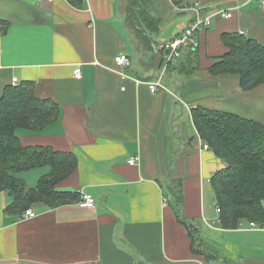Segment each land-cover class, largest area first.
Returning a JSON list of instances; mask_svg holds the SVG:
<instances>
[{"label": "crops", "instance_id": "crops-1", "mask_svg": "<svg viewBox=\"0 0 264 264\" xmlns=\"http://www.w3.org/2000/svg\"><path fill=\"white\" fill-rule=\"evenodd\" d=\"M186 2L198 4L202 16L225 11L232 18H212L191 47L197 60L183 49L153 94L147 83L157 80L165 56L159 44L174 40L193 12L164 30L151 52L139 47L141 56L127 28L126 0H85L79 10L67 0H0V18L11 22L0 35V95L33 81L37 96L60 109L56 123L40 134L21 132V141L74 153L78 166L59 188L95 200L92 208L82 200L56 209L39 204L37 217L22 219L5 213L11 198L0 193V264H264V226L222 227L210 180L225 163L202 147L191 114L203 106L264 125V85L245 92L237 76L208 71L226 53L224 33L264 44V9L260 0ZM121 54L130 59L124 69L116 64ZM184 61L191 73L169 72ZM131 158L138 163L130 165ZM46 173L33 170L26 180L32 175L37 184ZM179 183L181 215L217 259L193 252L176 214Z\"/></svg>", "mask_w": 264, "mask_h": 264}, {"label": "trees", "instance_id": "trees-1", "mask_svg": "<svg viewBox=\"0 0 264 264\" xmlns=\"http://www.w3.org/2000/svg\"><path fill=\"white\" fill-rule=\"evenodd\" d=\"M67 2L78 10L85 7V0ZM126 2V22L136 30L137 40L151 52V40L144 35L143 26L151 25L158 31L162 20L150 14L151 0ZM172 4L176 8H184L187 2L172 0ZM10 24V20L0 18V35L8 32ZM222 42L226 53L213 59L208 69L210 75H235L245 92L264 85V44L242 33H224ZM161 53L165 55L162 50ZM188 53L190 61L197 60V51L191 48ZM184 63L175 68L171 66L169 72L191 73L194 68L189 71ZM36 89L35 82L23 81L6 86L0 95V193L11 198L5 213L22 219L27 210L39 204L56 209L82 200L79 192L59 188L78 166L74 153L55 150L52 146L24 145L21 141L20 130L40 134L59 119V106L39 98ZM191 114L203 145L225 163V168L216 171L210 180L220 208L222 227L235 230L243 222L264 226V125L203 106L192 109ZM42 168L48 169L47 173L35 186H30L26 175ZM173 197L178 206L177 218L187 230L193 252L205 259H217L216 254L201 242L199 229L181 215L183 194L180 183Z\"/></svg>", "mask_w": 264, "mask_h": 264}, {"label": "built area", "instance_id": "built-area-1", "mask_svg": "<svg viewBox=\"0 0 264 264\" xmlns=\"http://www.w3.org/2000/svg\"><path fill=\"white\" fill-rule=\"evenodd\" d=\"M42 2H47V3H52L54 0H41ZM261 3L264 8V0H261ZM181 10L188 11V12H193V18L190 19L188 22V25L182 30L181 33L172 41L170 42H163L159 44L160 50H162L165 53L164 56V64L161 69V75L159 79L156 81H152L147 83L149 86V89L151 90L150 92L155 94L157 93L160 89L164 88L161 81L164 77L165 72L168 70V67L170 64H172L174 61H178V59L182 55V51L185 48H197L198 47V41L196 39V36L200 32H205L211 27L212 24V18L215 17H222V18H232L231 12H225V11H220L214 16H202L201 11L198 7V4H195L190 7L183 8ZM116 64L119 68H127L130 65V59L128 55L121 54L120 56L116 57ZM74 76L76 79H81L82 78V71L81 68H76L74 72ZM204 149H208V146L203 145L202 146ZM128 163L130 165H136L138 163L137 158H131L128 160ZM82 201L83 203L89 207L92 208L95 206V200L92 197V195L89 194H83L82 195ZM218 214L220 213V208L217 206ZM37 217L33 209H29L25 212L23 215L24 219H32ZM252 228H260L259 225L255 223L250 224Z\"/></svg>", "mask_w": 264, "mask_h": 264}, {"label": "rangeland", "instance_id": "rangeland-1", "mask_svg": "<svg viewBox=\"0 0 264 264\" xmlns=\"http://www.w3.org/2000/svg\"><path fill=\"white\" fill-rule=\"evenodd\" d=\"M126 4H127V2H126ZM149 7H150V14L153 15L154 17L158 18V19L161 18V20H162L161 27L159 28L158 31L155 30L154 26H151V25L143 26L144 35L147 36V38L149 40H151V46H152V44H154V41H160V39H163L162 35H163L164 30H167L169 28H174L176 26L177 22L181 21V23H182L184 21L183 18L186 17L187 12H188V11H185L183 13L178 12L177 9L174 7V5L170 3V0H151V6H149ZM127 8H128V6H127ZM137 25L138 24L136 23V26ZM127 28L129 29V32L131 34L130 36L132 38V41H134L137 44V52L139 50V47H141V49H143V46L146 48V46L141 41H139V42L135 41V37H136L135 31L136 30L133 29L129 25L128 22H127ZM138 53L141 56L146 55V53H141V52H138ZM136 55H137L136 52H134L133 56L135 57ZM153 56H154V58H153V61H154L155 55H153ZM157 59L160 60V57H158ZM158 75L159 76L157 79H159L161 74H158ZM170 77H171V75H168V73H167V75H165V80H169ZM21 132H24V131L20 130L18 133L20 134ZM40 170L41 171L46 170V172L48 171V169H45V168H42ZM35 184H36V182H33L32 175H31V178H29V185L33 187V185H35Z\"/></svg>", "mask_w": 264, "mask_h": 264}]
</instances>
